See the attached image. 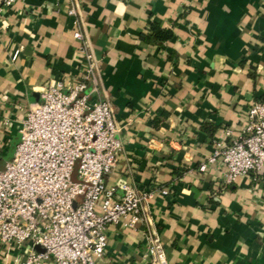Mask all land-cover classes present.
<instances>
[{
    "label": "crops",
    "instance_id": "crops-1",
    "mask_svg": "<svg viewBox=\"0 0 264 264\" xmlns=\"http://www.w3.org/2000/svg\"><path fill=\"white\" fill-rule=\"evenodd\" d=\"M70 6L17 0L0 13V171L43 89L79 77L85 43L91 101H108L120 127L106 184L155 192L135 229L107 226L97 264H146L152 229L168 264H264V166L231 184L217 164L199 169L224 127L238 129L264 102V0H77L74 15ZM151 25L171 37L148 38ZM25 255L0 242V264Z\"/></svg>",
    "mask_w": 264,
    "mask_h": 264
},
{
    "label": "built area",
    "instance_id": "built-area-1",
    "mask_svg": "<svg viewBox=\"0 0 264 264\" xmlns=\"http://www.w3.org/2000/svg\"><path fill=\"white\" fill-rule=\"evenodd\" d=\"M16 1L0 0V13ZM69 1L68 14L74 15L77 0ZM74 36L82 40L80 32ZM84 45L79 77L43 89L42 101L22 122L13 159L0 171V242L26 253L9 264H97L105 253L107 226L135 229L143 205L155 197L154 191L129 183H121L117 195L116 187L106 184L122 149L120 127L108 101H91L99 93L96 66ZM212 164L224 168L226 184L263 168V101L249 105L238 129L224 127L199 169ZM143 257L146 264H168L154 229L147 234Z\"/></svg>",
    "mask_w": 264,
    "mask_h": 264
},
{
    "label": "trees",
    "instance_id": "trees-1",
    "mask_svg": "<svg viewBox=\"0 0 264 264\" xmlns=\"http://www.w3.org/2000/svg\"><path fill=\"white\" fill-rule=\"evenodd\" d=\"M151 29L153 32L150 36H148V38L150 37L153 40L164 41L169 39L172 35L170 32L161 30L155 25H151Z\"/></svg>",
    "mask_w": 264,
    "mask_h": 264
},
{
    "label": "rangeland",
    "instance_id": "rangeland-1",
    "mask_svg": "<svg viewBox=\"0 0 264 264\" xmlns=\"http://www.w3.org/2000/svg\"><path fill=\"white\" fill-rule=\"evenodd\" d=\"M76 168V167H75ZM73 179H76V173L73 174Z\"/></svg>",
    "mask_w": 264,
    "mask_h": 264
},
{
    "label": "water",
    "instance_id": "water-1",
    "mask_svg": "<svg viewBox=\"0 0 264 264\" xmlns=\"http://www.w3.org/2000/svg\"><path fill=\"white\" fill-rule=\"evenodd\" d=\"M36 248H37L38 250H41V248H40V247H38V246H37Z\"/></svg>",
    "mask_w": 264,
    "mask_h": 264
}]
</instances>
